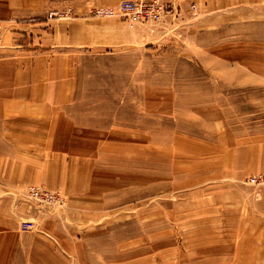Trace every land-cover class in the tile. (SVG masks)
Listing matches in <instances>:
<instances>
[{"label":"rangeland","instance_id":"1","mask_svg":"<svg viewBox=\"0 0 264 264\" xmlns=\"http://www.w3.org/2000/svg\"><path fill=\"white\" fill-rule=\"evenodd\" d=\"M0 188V264H264V0H0Z\"/></svg>","mask_w":264,"mask_h":264},{"label":"crops","instance_id":"2","mask_svg":"<svg viewBox=\"0 0 264 264\" xmlns=\"http://www.w3.org/2000/svg\"><path fill=\"white\" fill-rule=\"evenodd\" d=\"M203 1H205V0H203ZM246 1L247 0H229V2L231 4L243 3V2H246ZM215 2H216V0H211V3H215ZM55 87H56V85L55 86H52V87H49V90H51L54 93V95L55 94H58V95H56V97H53V98L43 97L44 99L47 98L48 105H50V106H45V107H42V108L34 107V108H29L28 110H26L28 107H26V108L21 107V109H18L17 107H14L15 106L14 104L8 103L7 105H9V108L6 109L5 113L6 114H12V113H16L17 110L21 114H25V113H27L29 111H31V112H41V113H44V114H48L49 112H51L52 114L58 113L61 110L62 106L64 105L63 104V99H62L63 95L62 94H59V91L61 90V88L60 87L55 88ZM50 100H51V102H49ZM54 101H57V102L54 103ZM47 102H44V103H47ZM56 124H57V122H56ZM55 128L56 127H53V130H55ZM48 138L51 140V139H53V136H48ZM20 171L18 170V167H17V169L15 171L17 173H16V176L14 178L17 177L18 179H21V181L25 182V180L23 178H21L20 175H19V172ZM59 171L60 170H59V168L57 169V167L56 168H52L49 165V162H48V159H47V160L41 161V163L38 164V165H36L34 167L33 171L32 172H29V173H37V175H36V177L34 179V185H37L38 181H35L36 179H38L39 182H43V180L41 179V177H45L46 178V176L47 175H50V174L52 176H55L56 174L59 173ZM40 175H41V177H40ZM25 179H26V177H25ZM30 179H31V177H30ZM3 189H6V191H4ZM8 189L9 188H0V198L2 197V195L4 193L7 192ZM2 203H3V199H0V206L2 205Z\"/></svg>","mask_w":264,"mask_h":264},{"label":"bare ground","instance_id":"3","mask_svg":"<svg viewBox=\"0 0 264 264\" xmlns=\"http://www.w3.org/2000/svg\"><path fill=\"white\" fill-rule=\"evenodd\" d=\"M126 4V5H125ZM124 5H122V7L124 6H128V5H132V6H134L135 7V10L134 11H136V10H138V9H140V5L139 4H137V3H129V4H127V3H125ZM125 10V9H124ZM126 12H128V13H130V12H133V11H128V10H125ZM127 142V141H126ZM129 143V142H128ZM122 148V147H121ZM115 153V152H114ZM117 154V153H116ZM33 187H35V188H38V190H34V191H32L31 193L32 194H37V196L38 195H40V192H41V190L42 191H45V192H47L49 195H51V196H54V197H51V198H47V199H45L46 200V202H47V200H49V199H52V200H54L55 202L54 203H56L55 205H51V204H49V203H46V202H43V201H37L35 198H33V200L34 201H36V202H38V203H44V204H47V205H51V206H53V207H56V206H58V205H60V204H63V202L65 201L64 200V197L60 194V193H58V192H53V191H48V190H44L42 187H39V186H36V185H30V186H28L27 187V189H26V194H27V196L30 198V199H32V197H31V195H30V189L31 188H33ZM58 199V200H57ZM170 212V211H169Z\"/></svg>","mask_w":264,"mask_h":264},{"label":"built area","instance_id":"4","mask_svg":"<svg viewBox=\"0 0 264 264\" xmlns=\"http://www.w3.org/2000/svg\"><path fill=\"white\" fill-rule=\"evenodd\" d=\"M125 10H128V11H134V10H135V7L132 6V5H128V6H125ZM34 190H38V188H35V187L31 188V189H30V195H31L32 199L35 198L37 201H43V202H46L45 199H47V198H51V197H54V196H51V195H49L47 192L42 191V190H41V192H40V195L37 196L36 193H35V194H32V193H31V192L34 191ZM57 200H58V199H57ZM54 202H55L54 200L49 199V200H47L46 203H49V204H51V205H55L56 203H54Z\"/></svg>","mask_w":264,"mask_h":264}]
</instances>
